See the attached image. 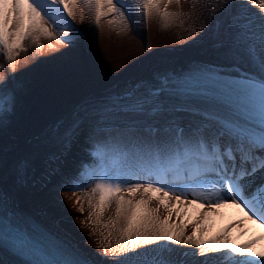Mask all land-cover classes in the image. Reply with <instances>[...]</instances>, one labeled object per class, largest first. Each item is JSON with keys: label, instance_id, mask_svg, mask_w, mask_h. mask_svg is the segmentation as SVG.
I'll list each match as a JSON object with an SVG mask.
<instances>
[{"label": "snow or ice", "instance_id": "snow-or-ice-1", "mask_svg": "<svg viewBox=\"0 0 264 264\" xmlns=\"http://www.w3.org/2000/svg\"><path fill=\"white\" fill-rule=\"evenodd\" d=\"M180 2L0 0V55L14 61L20 51H26L23 41L31 39L40 48L41 37L73 43L80 30L72 21L79 17L83 22L89 10L97 25L110 17V25L126 27L138 8L142 16L156 13L167 22L177 15L168 11L169 6ZM221 7L237 10L227 28L228 39L218 41L219 47L228 50L229 74L212 66L197 67L173 93L178 103L152 107V115L167 114L171 119L163 126L127 129L122 161L127 171L113 170L103 177L82 171L79 179L64 185L79 190L85 183L97 181L85 193L90 211L79 222L82 227L99 225L107 230V235L101 233L106 243L97 244L100 260L52 237L33 236L19 227L14 215L0 216V245L7 244L25 257L23 264H264V251L251 250L254 240L233 244L227 236L220 239L219 234L201 238L196 230L186 233L187 225L170 223L174 206L169 201L183 205L191 196L189 203L207 204L210 209L231 204L264 226V179L255 183L258 173L264 176V0H223ZM50 28L64 30L56 35ZM13 105L14 97L0 91V115L10 112ZM128 107L130 111L145 110L142 103ZM185 118L187 123L181 126ZM80 127L78 116L65 135L75 136ZM103 131L94 128L89 140ZM141 180L147 182H138ZM140 190L152 195L134 200L132 195ZM124 191L129 198L120 194ZM64 196L67 200L75 197L72 207L84 213L82 197L76 191ZM152 199L157 202L154 208L149 207ZM113 203L115 215L103 220ZM161 206L167 212L163 217ZM175 210L179 216L180 209ZM161 241L167 243L161 245ZM150 245L169 254L180 251L173 245L191 250L180 251L177 259L156 260L149 259L146 246Z\"/></svg>", "mask_w": 264, "mask_h": 264}, {"label": "bare ground", "instance_id": "bare-ground-1", "mask_svg": "<svg viewBox=\"0 0 264 264\" xmlns=\"http://www.w3.org/2000/svg\"><path fill=\"white\" fill-rule=\"evenodd\" d=\"M222 3L181 0L179 5L169 6L168 11L177 15L167 22L156 13L142 16L138 8L126 27L110 25V17L102 18L97 25L89 10L83 22L79 17L72 21L80 30L73 43L41 37L40 48L31 39L23 41L26 51H20L14 61L0 55V79L6 75L13 81L15 69L20 73L35 70L48 78L46 87L30 102L19 144L0 146V206L9 209H0V216L16 214L34 225H44L70 249L99 261L97 244L106 243L101 233L107 235V230L99 225L82 227L79 222L90 211L85 193L97 181L85 183L79 190L64 185L79 179L82 171L89 176L109 166L127 171L122 163L127 129L163 126L171 117L152 115V107L159 103L167 108L179 102L173 94L176 90L162 88L163 77H176L199 66H212L229 74L228 50L219 47L218 41L228 39L227 28L237 10L222 8ZM63 30L50 28L56 35ZM140 103L144 104L143 112L129 110L128 106ZM78 116L81 127L69 138L65 129ZM180 123L184 126L187 119ZM97 127L104 131L89 140ZM260 176L258 173L255 183ZM72 191L82 197L83 214L72 207L75 197L67 200L64 196L65 192L71 196ZM120 194L129 198L127 191ZM151 195L140 190L132 198L148 199ZM191 200L189 196L183 205L169 201L174 206L170 223L187 225L186 233L196 230L201 238L219 234L220 239L227 236L233 244L254 240L251 250L264 251V226L249 220L240 209L231 204L210 209L207 204L189 203ZM156 205L155 199L149 201V207ZM175 209H180L179 216ZM114 215L115 203L102 219L107 221ZM160 215H167L163 206ZM112 242L115 246L114 239ZM146 247L149 259L156 260L177 259L180 251L191 250L189 246L173 245L180 251L169 254L152 245ZM24 259L7 244L0 245V264H23Z\"/></svg>", "mask_w": 264, "mask_h": 264}, {"label": "rangeland", "instance_id": "rangeland-1", "mask_svg": "<svg viewBox=\"0 0 264 264\" xmlns=\"http://www.w3.org/2000/svg\"><path fill=\"white\" fill-rule=\"evenodd\" d=\"M12 76L13 81L6 75L0 79L2 81L0 91L14 97L12 110L10 112L5 111L3 115H0V146L19 144L30 102L36 99L48 83V78L39 75L35 70L20 73L15 69Z\"/></svg>", "mask_w": 264, "mask_h": 264}]
</instances>
